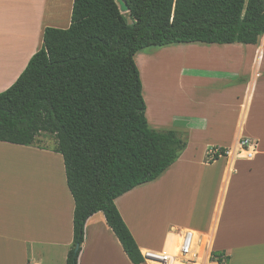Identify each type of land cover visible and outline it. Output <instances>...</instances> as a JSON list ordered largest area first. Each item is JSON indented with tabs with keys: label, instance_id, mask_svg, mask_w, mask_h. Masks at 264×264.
Listing matches in <instances>:
<instances>
[{
	"label": "trees",
	"instance_id": "1",
	"mask_svg": "<svg viewBox=\"0 0 264 264\" xmlns=\"http://www.w3.org/2000/svg\"><path fill=\"white\" fill-rule=\"evenodd\" d=\"M125 1L123 14L116 0H74L70 26L46 27L42 47L0 92V141L33 145L47 133L63 155L75 201L66 264H78L86 222L100 211L131 262L143 263L115 200L156 180L187 147L176 130L151 127L136 55L191 42L256 44L264 34V0Z\"/></svg>",
	"mask_w": 264,
	"mask_h": 264
},
{
	"label": "crops",
	"instance_id": "2",
	"mask_svg": "<svg viewBox=\"0 0 264 264\" xmlns=\"http://www.w3.org/2000/svg\"><path fill=\"white\" fill-rule=\"evenodd\" d=\"M73 4L74 0H0V92L16 82L42 47L46 27L70 26ZM181 44H202L196 48L219 55L218 62L207 65L219 72L187 77L189 91L183 107L178 106L177 97L168 102V110H161L162 104L154 96L149 98L151 110L146 101L149 123L158 129H174L188 142L178 160L156 180L176 173L182 162L189 167L199 158L200 165L208 169L200 177L205 203L199 211L190 210L187 224L168 223L157 243L137 236L127 208L126 200L144 184L119 196L116 205L141 253L166 249L175 230L192 229L210 236L212 253H223L222 262L216 259L206 264H264V34L256 44ZM157 66L153 65L149 75L152 81L158 80ZM242 137L257 142V150L249 158L238 155ZM39 138L33 145L0 141V157L1 152L35 153L48 158L57 176L56 186L46 193L41 191L47 185L42 177L33 181L24 196L29 197L30 188L38 190L32 200L35 203L30 202L27 213L22 211L15 217L0 192V264H66L74 244L75 201L64 176V158L55 151L56 141L45 145ZM210 146L231 153L208 161ZM210 177L214 185L209 188ZM78 264H134L101 211L86 222Z\"/></svg>",
	"mask_w": 264,
	"mask_h": 264
},
{
	"label": "rangeland",
	"instance_id": "3",
	"mask_svg": "<svg viewBox=\"0 0 264 264\" xmlns=\"http://www.w3.org/2000/svg\"><path fill=\"white\" fill-rule=\"evenodd\" d=\"M196 46L202 47V44H180L167 47L150 46L136 55V62L143 81V95L149 108L151 106L149 98L152 96L159 99V103L162 104L161 110L162 108L168 110V102L174 97L178 98V106L183 107L184 97L189 91L188 81L190 80L187 77L205 74L215 75L219 72L214 66H207L218 62L220 60L219 55L200 51ZM173 60L181 62L176 69ZM163 62H167V64L172 62L171 68L173 71L167 74L162 69L160 70V73L163 72L161 73L162 76L155 72L158 80L153 79L152 81V76L149 75L152 73L153 65H159V69H161L164 68ZM148 116H151V111ZM150 125L152 128L158 129L153 124L150 123ZM160 130L164 129L160 128ZM39 137V143L45 145H50L56 141L53 135L47 133H42ZM1 155L3 156L0 157V192L5 194L6 208L12 213L10 215L15 217L22 211L27 213L28 204L34 202L32 200L36 198L35 193L39 192L38 190L34 192L30 188L31 192L27 193L29 197H25L26 191H24L22 183H33V176L30 172L35 169V172L42 177L41 181L47 185L42 187L41 191L46 193L56 186V170L50 166L48 158L36 156L35 153L24 154V152L12 151L8 153L1 152ZM195 160L189 167L182 162L177 167L176 173L164 174L165 176L163 175L158 180L142 185L139 190L130 196L129 200H126L128 212L131 215L130 218L133 225L135 224V231L141 240L146 239L150 240L147 242L157 243L156 238L168 223L176 221L177 223L186 222L185 224H187L190 218V210L198 208L199 211L200 207L203 206L205 200L201 194L200 177L203 173H207L208 169L200 165L199 158ZM64 176L66 177L65 173ZM185 180L188 182L187 186ZM208 180L207 186L210 188L211 185H214L212 182L213 177L207 178ZM185 187L187 188L185 189ZM33 208L34 206L31 207V211ZM33 217L34 214L32 219Z\"/></svg>",
	"mask_w": 264,
	"mask_h": 264
},
{
	"label": "built area",
	"instance_id": "4",
	"mask_svg": "<svg viewBox=\"0 0 264 264\" xmlns=\"http://www.w3.org/2000/svg\"><path fill=\"white\" fill-rule=\"evenodd\" d=\"M256 150L255 139L242 137L238 155L244 154L246 158H249ZM230 153L229 149L211 146L207 150V160L214 161ZM210 245L211 238L208 234L192 229L175 230L166 249H146L142 255L144 262L148 264H206L207 261H216L212 258Z\"/></svg>",
	"mask_w": 264,
	"mask_h": 264
},
{
	"label": "bare ground",
	"instance_id": "5",
	"mask_svg": "<svg viewBox=\"0 0 264 264\" xmlns=\"http://www.w3.org/2000/svg\"><path fill=\"white\" fill-rule=\"evenodd\" d=\"M193 52V51H192ZM172 62H169L168 64H167V62H164V68H161V69H159V68H155V69H157L158 70V73L159 74H161V73H163V72H161L160 73V70H162V69H164V70H162V71H164V72H171V71H173L172 70V68H171V64ZM175 63V65H174V68L176 69L180 64H181V62L180 61H178V62H174ZM161 66V65H160ZM157 67H159V65L157 66ZM165 67H166V69H165ZM166 70V71H165ZM170 70V71H169ZM198 70V69H197ZM176 71V70H175ZM185 71V70H184ZM161 76H162V74H161ZM153 88H155V89H157L156 87H154L153 86ZM154 90V89H153ZM23 167V166H22ZM37 170V169H36ZM31 171V170H30ZM40 171H42V170H40ZM30 174L33 176V181H35L37 178H39V177H41L39 174H37V173H35V172H30ZM30 177V176H29ZM28 180V179H27ZM28 183V182H27ZM25 183V182H23L22 183V187H24V191H29V186H31V185H34V182L31 184V183ZM33 187V186H32Z\"/></svg>",
	"mask_w": 264,
	"mask_h": 264
},
{
	"label": "water",
	"instance_id": "6",
	"mask_svg": "<svg viewBox=\"0 0 264 264\" xmlns=\"http://www.w3.org/2000/svg\"><path fill=\"white\" fill-rule=\"evenodd\" d=\"M117 4L119 5L120 11L124 13H128L130 11V8L125 0H116ZM79 246H76V250H78Z\"/></svg>",
	"mask_w": 264,
	"mask_h": 264
}]
</instances>
